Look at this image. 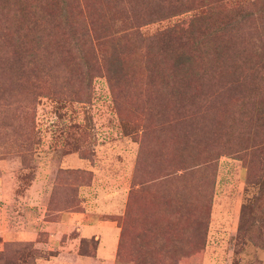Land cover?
<instances>
[{"label":"rangeland","instance_id":"obj_1","mask_svg":"<svg viewBox=\"0 0 264 264\" xmlns=\"http://www.w3.org/2000/svg\"><path fill=\"white\" fill-rule=\"evenodd\" d=\"M151 1L0 0V264H264V0Z\"/></svg>","mask_w":264,"mask_h":264},{"label":"trees","instance_id":"obj_2","mask_svg":"<svg viewBox=\"0 0 264 264\" xmlns=\"http://www.w3.org/2000/svg\"><path fill=\"white\" fill-rule=\"evenodd\" d=\"M11 2L14 3L13 5V10L15 11L16 15L14 16L21 24L22 27L27 29L28 31H31L33 29V22L31 20V18L34 19V13H36L39 10L42 9H51V13L48 14V16L52 17H57L58 13L57 9L60 12H63L64 14L67 13V7L68 4H70V0H58V1H53V0H9ZM177 1V0H175ZM174 1V2H175ZM4 2V1H3ZM156 2V3H155ZM169 3L168 5H166V3ZM172 0H152L151 3L156 5L160 10H162L165 6H170L172 8H174L177 12L182 10L184 8V6H182V4H175ZM160 3V4H157ZM161 6V7H159ZM159 10V11H160ZM33 11V12H32ZM24 13L27 15V18L25 17ZM63 17V16H62ZM63 18H67V17H63ZM241 18H243V15H241ZM35 20V19H34ZM221 23H223V20L221 21ZM204 24L201 23V27L200 29V34H198V32L194 29L191 30V32L194 34L188 41V45L191 48V46L193 44H197L196 42H198L199 45H194V47L192 48V50L190 51V54H187L185 52H182L183 50H178L176 53V56L173 53V57H172V61H173V65L174 67L179 71V73H181L182 78L179 75H175L173 72V77H176V82L178 84H176L174 86V88L177 90V92L173 93V97L178 100L179 99V95L182 91V89L184 88H189L191 87L190 85V80H191V76L192 74H196L197 72L194 70L193 68V58L197 55L199 57V55L201 54V47L200 45H203V41H202V37H207L209 35L208 30L206 29V27L203 26ZM226 27V25L224 26ZM168 30H163L161 32H159L160 34H167ZM199 36H201L199 38ZM200 40V42H199ZM220 48V46H219ZM172 49V46L171 48ZM218 49V48H217ZM200 74V73H198ZM201 77H203V75H200ZM192 81V80H191ZM175 94H177L178 96H176ZM175 95V96H174ZM190 104H188L187 101H182V106L178 108V110H182L184 107H189Z\"/></svg>","mask_w":264,"mask_h":264}]
</instances>
